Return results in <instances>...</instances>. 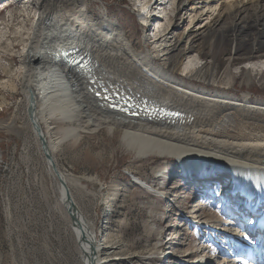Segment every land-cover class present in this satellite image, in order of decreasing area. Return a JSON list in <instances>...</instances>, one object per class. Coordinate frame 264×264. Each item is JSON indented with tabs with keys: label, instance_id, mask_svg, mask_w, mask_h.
Segmentation results:
<instances>
[{
	"label": "rangeland",
	"instance_id": "1",
	"mask_svg": "<svg viewBox=\"0 0 264 264\" xmlns=\"http://www.w3.org/2000/svg\"><path fill=\"white\" fill-rule=\"evenodd\" d=\"M87 1L92 13L106 9L124 26L136 52L155 53L164 45V34L173 30L167 44L174 45L166 64L178 77H190L186 80L207 88L248 93L252 102H264V58L246 59L240 54L242 48L235 51L225 30L229 18H222L196 48H188L187 33L210 25L218 13L224 17L233 0H219L226 5L222 7L199 3L191 12L187 0H145V9L140 0ZM161 1L162 14L151 16ZM37 7L38 0H0V264H83L71 220L60 201L59 183L32 131L21 89L22 52ZM157 25L156 43L151 35ZM141 39L146 41L143 46ZM155 63H162L160 55ZM49 126L48 138L61 139L51 157L67 179L72 201L92 224L95 243L107 246L109 253L104 255L109 264H191L196 258L233 264L234 256L216 251L223 242L235 240L234 228L227 225L229 217L213 212L208 192L199 198L201 194L185 186L183 169L175 160L169 158L167 169L157 177L155 171L165 158L137 157L121 143L117 130L101 128L76 141L74 135L64 139L53 123ZM170 173L175 176L172 181ZM199 203L204 204L206 216L193 223L192 211ZM205 224L215 227L208 230ZM218 228L224 233L214 235L213 229ZM172 250L174 254L169 253ZM195 250L202 252L195 255Z\"/></svg>",
	"mask_w": 264,
	"mask_h": 264
},
{
	"label": "bare ground",
	"instance_id": "2",
	"mask_svg": "<svg viewBox=\"0 0 264 264\" xmlns=\"http://www.w3.org/2000/svg\"><path fill=\"white\" fill-rule=\"evenodd\" d=\"M162 1L157 6L158 14H162ZM218 1L187 0L190 4L188 11H194L199 3L206 6L212 2L215 5L219 3L221 7L226 6ZM261 1H231L225 7L224 17L218 13L219 17L210 25L200 26L187 33L189 50L196 48L198 41L209 34L222 18H229L225 30L231 36L235 51L242 48L240 54L246 59L264 58V0L263 3ZM140 2L143 9L147 8L145 0ZM37 8L29 42L22 52L20 81L27 118L41 149L51 158L50 161L45 158L50 168L51 164H55L51 157L52 151L61 139L54 141L48 138L52 126L49 123L55 125L64 139L73 135V139H76L103 128L112 133L117 130L121 143L137 157H164L155 171L157 177L167 169L169 158L175 160L183 169L185 186H191L192 191L201 194L199 198L215 186L218 192L222 190L220 195L223 196L217 197L219 200H227L235 205L238 193L230 195L223 189L231 176L224 171L227 167L241 171L240 175L232 178L235 184L241 183L238 187L246 188L247 182L252 181L256 184L254 191H260V186H264V102H252L248 93L234 94L228 88L196 85L186 80L190 77H178L170 71L166 61L174 45L167 44L173 37L171 29L164 34V45L160 49L155 53L150 50L142 53L133 49L131 39L126 36L121 23L109 17L106 9H101L97 14L92 13L87 0H38ZM155 11L151 16L154 17ZM158 28L157 25L151 35L156 43ZM140 42L143 46L146 41L141 39ZM72 48H77L88 57L85 66L70 64L59 54L60 50ZM157 55L162 57V63H155ZM100 84L106 87V91ZM96 92L101 93V96H96ZM115 94L119 98L113 104L120 109L111 107L109 103L112 101L104 99ZM127 100L142 105L145 111L152 108L158 111L153 114L142 111L139 115L134 110L128 112ZM165 109L178 111L180 115L168 116L163 113ZM51 171L57 179L52 168ZM170 174L172 181L175 176ZM58 175L60 201L68 216L71 213L69 210L73 212L71 227L83 264H109L105 256L109 253L107 246L95 243L92 224L84 219L72 201L66 177L61 171ZM136 182L144 183L139 178H136ZM232 188L233 185H230L227 189L230 192ZM157 189L160 193L161 190ZM235 190L240 191L238 188ZM217 203L219 206L220 201ZM203 205L199 203L192 211L193 223L200 222L206 216ZM213 212L218 215L221 212L227 216L230 214L229 207L217 209L216 204ZM214 222H220V219ZM214 227L206 226L208 230ZM213 231L214 235L224 233L219 228ZM243 243L247 247L235 240H228L227 243L223 242L224 246L217 248L221 253L227 251L234 256L230 260L233 264H254L257 257L253 254L251 243ZM212 250L213 253L215 250ZM173 252L169 251L171 254ZM199 252L202 251L195 250L194 253L197 255ZM207 260L196 258L191 264H211Z\"/></svg>",
	"mask_w": 264,
	"mask_h": 264
},
{
	"label": "water",
	"instance_id": "3",
	"mask_svg": "<svg viewBox=\"0 0 264 264\" xmlns=\"http://www.w3.org/2000/svg\"><path fill=\"white\" fill-rule=\"evenodd\" d=\"M59 54L63 57V59L68 60L70 63L72 64H83L84 66L87 64L88 62V57L83 53L81 54L80 51L77 48H72V49H63L59 51ZM101 88L103 89V91H106V87H104L102 84ZM118 96V95H117ZM43 149V148H42ZM44 153V156L46 159H48L49 161L51 160L50 156L46 153L45 154V150H42ZM51 168L55 174V176L57 177V179L60 181V176L58 174H60V171L58 170V168L55 166V164H51ZM71 213L69 214L71 221L73 220V212L72 210H69Z\"/></svg>",
	"mask_w": 264,
	"mask_h": 264
}]
</instances>
